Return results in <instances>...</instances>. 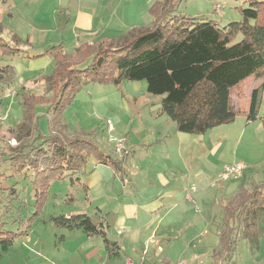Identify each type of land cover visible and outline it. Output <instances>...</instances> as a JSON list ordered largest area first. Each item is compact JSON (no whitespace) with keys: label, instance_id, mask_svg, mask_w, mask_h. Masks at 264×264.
<instances>
[{"label":"trees","instance_id":"trees-1","mask_svg":"<svg viewBox=\"0 0 264 264\" xmlns=\"http://www.w3.org/2000/svg\"><path fill=\"white\" fill-rule=\"evenodd\" d=\"M182 1L155 0L148 9L149 26L136 27L121 37L84 42L73 53L53 45L30 54L33 46L28 39L4 36L0 17V85L15 80L14 66L4 65L14 57L51 56L54 62L52 72L42 77L46 94H21L25 119L14 135L17 145L0 153L11 173L1 175L23 177L34 191L33 210L24 213L27 204L17 182L0 187V254L28 235L42 215L54 181L71 178L75 182L76 177L90 174V157L123 170L125 156L112 155L89 134L69 133L64 123L66 108L86 84L120 86L124 81H145L149 94L163 97L161 112L174 121L178 131L205 134L235 121L240 110L232 104V92L248 78H256L261 83L252 89L245 112L248 121L257 119L264 94V0H247L249 7L240 8L243 20L224 26L220 21L181 14ZM240 34L241 40L236 41ZM39 107L45 112L40 114ZM45 118L48 133L42 129ZM223 209L225 229L218 264L231 262L242 241L258 248L264 179L249 188L244 179L236 197ZM5 215L12 217L11 225L18 226L17 230L6 228ZM49 220L68 231L81 229L89 237H103L110 254L119 248L107 238V226L94 223L86 213L53 215Z\"/></svg>","mask_w":264,"mask_h":264},{"label":"crops","instance_id":"crops-1","mask_svg":"<svg viewBox=\"0 0 264 264\" xmlns=\"http://www.w3.org/2000/svg\"><path fill=\"white\" fill-rule=\"evenodd\" d=\"M154 1L0 0V17L7 19L4 36L17 34L28 39L33 46L30 54L42 53L53 45L73 53L84 42L121 37L136 27L149 26L152 18L148 9ZM21 4L23 14L15 12L16 5ZM52 61L51 56L36 60L14 57L4 65L14 66L17 80L47 71ZM64 123L67 124L65 118ZM126 134L131 151L132 139ZM127 155L121 172L91 160L94 168L82 187L89 205L86 209H94L89 216L96 224L104 223L107 238L118 244L115 254L107 250L103 237H89L81 229L68 231L49 220L32 225L28 235L15 240H21L17 249L14 242L0 254V262L10 258L14 249L30 264H126L129 258L136 264H218L225 229L223 207L236 197L238 189L223 203L217 201L208 184L192 192L193 203L186 198L191 186L175 185L174 174L160 175L157 184L148 177L133 181L126 170ZM75 179L73 184L82 186V175ZM241 244L248 250L247 258L255 259L241 264H264V235L260 236L258 248L250 249L247 241ZM227 264H239V259L234 256Z\"/></svg>","mask_w":264,"mask_h":264},{"label":"rangeland","instance_id":"rangeland-1","mask_svg":"<svg viewBox=\"0 0 264 264\" xmlns=\"http://www.w3.org/2000/svg\"><path fill=\"white\" fill-rule=\"evenodd\" d=\"M217 4L223 7L221 13L215 9ZM16 6L15 12L23 14L22 4ZM247 7H249L247 0H183L178 11L199 19L220 21L224 26L230 22L242 21L240 8ZM3 22L7 23V19H3ZM241 38L240 34L236 41ZM53 68L52 61L47 71L17 80L15 77L12 83L0 85V153L7 152L10 147L17 145L18 141L14 135L22 129L19 125L25 119L21 94L25 91L37 95L46 94L47 86L42 77L50 74ZM260 83V79L248 78L237 86L232 92V104L240 110L235 121L217 126L205 134L179 132L168 115L160 116L163 97L149 94L145 81H124L120 86L90 82L78 92L73 102L66 108L64 118L69 133H78L82 130L90 133L114 156L117 155L114 146L109 143L107 121L110 120L114 124L115 135L129 133L133 149L130 151L129 148L126 170L133 181L148 177L152 183L157 184L160 175L169 177L174 174L176 176L174 184L181 187L184 185L192 187L194 184L196 189H200L211 184L217 201L224 203L236 193L244 179H247L248 188L264 179V94L256 120L248 121L245 112L249 107L252 89ZM39 111L41 114L45 112V108L39 107ZM42 121V129L48 133L47 118ZM189 153L191 158H188ZM91 160L95 159L90 157L87 166L90 171L94 168ZM234 162H243L246 165L244 174L240 178L222 180L224 167ZM1 174L11 175L8 164L0 157V187L5 188L17 182V187L27 204V207L22 209L23 212L26 213L29 208L33 210L34 191L28 180L15 176L5 178ZM82 180V186L74 185L71 178L54 181L42 215L35 221L34 227L48 222L52 215L93 214V208L86 209L89 205L86 192L82 189L87 184V175H82ZM106 191L109 192L110 189ZM192 196L195 198L194 193ZM197 204L201 206L199 202ZM2 218V221L8 222L6 228L17 230L18 226L11 225V216L5 215ZM260 227L263 236L264 217L261 219ZM20 241L15 242V249ZM13 251L10 258L2 260L0 264L22 262L30 264L27 257L23 258L16 250ZM247 251L244 244H240L235 256L239 259V264L241 261L245 263L248 261ZM261 254L263 256L264 247L261 248ZM249 261L255 259L251 258Z\"/></svg>","mask_w":264,"mask_h":264},{"label":"built area","instance_id":"built-area-1","mask_svg":"<svg viewBox=\"0 0 264 264\" xmlns=\"http://www.w3.org/2000/svg\"><path fill=\"white\" fill-rule=\"evenodd\" d=\"M216 9L218 12L221 13L223 7L219 4H217ZM108 131L110 133L109 136V143H111L114 146V152L118 157H123L129 153V146H128V137L127 135H115V126L114 124L108 120ZM246 170V165L243 162H234L233 164L226 165L222 171L221 179L222 180H228L230 178H240L244 174ZM196 191V187L193 185L190 188V191H188L186 198L195 203V200L192 197V192ZM161 250L162 247H159ZM126 264H136L132 259H127Z\"/></svg>","mask_w":264,"mask_h":264}]
</instances>
